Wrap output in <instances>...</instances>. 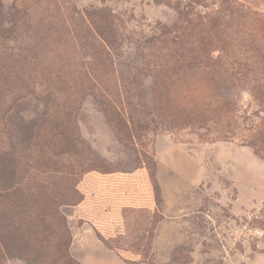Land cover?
Returning <instances> with one entry per match:
<instances>
[{
	"label": "rangeland",
	"instance_id": "374dc122",
	"mask_svg": "<svg viewBox=\"0 0 264 264\" xmlns=\"http://www.w3.org/2000/svg\"><path fill=\"white\" fill-rule=\"evenodd\" d=\"M1 172L39 264H264V0H0Z\"/></svg>",
	"mask_w": 264,
	"mask_h": 264
},
{
	"label": "trees",
	"instance_id": "16d2710c",
	"mask_svg": "<svg viewBox=\"0 0 264 264\" xmlns=\"http://www.w3.org/2000/svg\"><path fill=\"white\" fill-rule=\"evenodd\" d=\"M109 111V116H110V120L112 121V123L114 124L118 134L120 136H122V138H124V140L126 141H131V137L129 134V129H128V125L127 122L125 121L124 117H122V115L120 114V112L118 111V109L116 107H110L108 108ZM69 146H71V148L75 149V146H77V144L75 143V141L72 143L70 141H68ZM96 158V157H95ZM99 159H94L93 161V167L95 168H103L104 165L103 163H100V161H98ZM3 172H1V176L0 178L3 177ZM41 181H34L33 185L35 184V186L37 187V189L41 192L46 186L45 185H41L40 184ZM10 188V187H9ZM12 188V186H11ZM13 189V188H12ZM13 191V190H12ZM2 196L8 198L10 197V194L7 193H3ZM27 203V202H26ZM58 204V202L56 201L55 198H50L49 197V204ZM58 213V209L55 208V212L53 211L52 214L56 215ZM5 216H0V257L4 256L5 254L8 255H15V254H20V250H24L26 252H35V247L34 245L37 243L39 244L40 248H42L40 242L41 239H39L38 234H36V232L32 231L31 227H24L23 229H16L14 232V234H18V232H21V230L24 232V234H26V238L22 237V236H18L15 237V235L12 233V229L15 228V226L13 227V216L11 217V215H6V213H4ZM61 224L63 225V227L65 228V240H64V244L63 247L62 244H60L58 242L59 248L54 249L55 245L53 242H51V240L49 238H45L47 240V242H49V244L53 247V257H52V261L53 264H80L79 262H77L75 259H73L69 252H68V244L70 242V236L68 235V231L66 229V225L64 223L63 218L61 217ZM46 229H52L51 235L54 232L53 228L48 225L45 226ZM32 233V236H31ZM50 235V236H51ZM29 237L34 238L33 239H28ZM16 239H21L20 243L23 244H16ZM32 241H35V243L33 244ZM63 243V242H62ZM65 245V246H64ZM22 247V249H21ZM47 249H49L50 247H46ZM39 249L38 252L35 253H31L33 255H36L35 257H33L34 262H36V264H39V261L41 258H43L44 256L47 255V249Z\"/></svg>",
	"mask_w": 264,
	"mask_h": 264
}]
</instances>
